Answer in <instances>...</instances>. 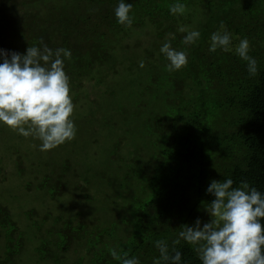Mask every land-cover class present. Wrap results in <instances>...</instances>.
<instances>
[{
	"label": "trees",
	"instance_id": "trees-1",
	"mask_svg": "<svg viewBox=\"0 0 264 264\" xmlns=\"http://www.w3.org/2000/svg\"><path fill=\"white\" fill-rule=\"evenodd\" d=\"M126 2L133 5L131 27L116 21L118 0H0V49L24 54L29 46L42 47L43 42L51 49L71 51L64 64L68 76L75 78L72 87H78L73 94L75 106L77 102L78 107L84 105L82 93L78 96L79 86L82 90L89 87L90 81L83 76L115 62L113 59L119 57L116 51L122 49L129 69L140 67L142 61L145 68L155 70L144 91L159 93L162 103L172 104L176 114L132 115L135 110L126 101L130 93L117 87L121 92L117 99L126 107L123 112L130 109L131 115H103L100 121L73 115L76 136L53 149L60 154L46 165L36 191L38 196L54 199L73 190L72 179L82 178L85 183L72 192L91 211L80 221L60 215L49 225L45 224L47 219L35 223L34 228L39 227L35 235L42 236L32 251L36 260L29 259L26 264H120L110 249L121 256L137 257L140 264H153L159 257L154 241L165 240L171 246L183 225H195L214 199L206 191L213 179L231 178L234 187L245 181L264 193V0H180L186 5L180 16L169 12L176 0ZM221 21L232 34V50L210 52V35ZM180 27L201 33L196 44L182 43L186 33H181ZM138 30L149 35V42H135V51H129L128 41L122 43L119 38L128 40ZM242 38L249 40V54L258 61L256 76H249L246 62L235 53ZM165 42L187 53L185 67L168 71V61L159 51ZM157 66L164 72L158 73ZM90 99L85 102L91 107L98 102ZM118 110V106L113 109ZM89 123L91 126L84 128ZM166 124L169 129L162 127ZM105 125H111L106 132L102 129ZM104 133L112 139L100 147ZM151 150L154 153L148 155ZM72 164H77L83 175L68 177L75 172ZM151 165L157 168L154 175L148 173ZM141 179L146 182L141 183ZM108 186L112 188L110 195L104 191L100 200L97 189ZM119 198L131 205L130 219L118 213L122 223L131 224L130 234L106 240L105 236H114L115 225L122 224L115 221L111 229H101L95 221L92 227L89 219L99 220L100 211L102 217L112 218ZM12 217L8 208L0 206V232L4 230L0 244L4 241L10 260L0 264H18L15 259L22 244H17V225ZM59 221L63 226L54 227ZM99 238L103 242L99 243ZM82 245L79 251L84 252L75 259H62L63 251ZM175 247L182 252L181 264H201L191 245L181 241Z\"/></svg>",
	"mask_w": 264,
	"mask_h": 264
},
{
	"label": "clouds",
	"instance_id": "clouds-1",
	"mask_svg": "<svg viewBox=\"0 0 264 264\" xmlns=\"http://www.w3.org/2000/svg\"><path fill=\"white\" fill-rule=\"evenodd\" d=\"M133 5L118 0L114 15L118 24L131 27ZM186 5L176 0L170 5L173 16L185 13ZM186 33L182 43L194 45L200 39L198 30L180 27ZM209 51L232 50V34L221 21L217 31L210 35ZM29 46L26 53H9L0 49V124L25 138L32 137L41 143L40 151H49L71 142L77 133L73 119L75 105L71 95L70 77L64 61L72 55L66 48L51 49ZM168 61L169 72L178 71L188 63L187 53L175 50L170 42L159 49ZM250 42L242 38L235 53L247 64L249 76L258 75V61L249 53ZM144 67L143 62L139 65ZM214 197L205 207L210 220L200 219L194 226L183 225L172 241H154L159 257L153 264H181L182 252L176 249L181 241L192 246L201 264H264V193L242 181L234 187L231 178L213 179L206 189ZM110 255L120 264H140L137 257L116 249Z\"/></svg>",
	"mask_w": 264,
	"mask_h": 264
},
{
	"label": "rangeland",
	"instance_id": "rangeland-1",
	"mask_svg": "<svg viewBox=\"0 0 264 264\" xmlns=\"http://www.w3.org/2000/svg\"><path fill=\"white\" fill-rule=\"evenodd\" d=\"M148 36L149 35L145 33L143 34V30H138L134 31V33H132L130 37L127 38L128 40L123 37L119 38V40H123L122 43L128 41L129 47L127 50L132 51L133 49V51H135V42H149L147 38ZM115 54L121 58L117 57V59H113L115 62L111 61L112 63H110L109 66L103 68L100 72H92L83 76V78L89 79H86V82L90 81L89 84L87 83L89 87H86L84 90H82V87L79 86L80 88L78 91V96H80L82 93L83 97L81 96V99L84 105L83 107H78L80 104L77 102L76 104L78 106H75L73 115H88L87 119L92 117L95 119V121H100L103 115H131L129 114L130 109L127 113L123 112L126 110V107L124 106L125 104L117 99V96L119 93H121L117 87L120 89L124 88L128 90V93H130V97H128L126 101L135 110L134 114L132 115H149V117L156 113L161 115H176L172 110V104L165 105L162 103L163 101L159 93L153 91V89L152 92L144 91V87L147 84L148 78L152 73L155 72V70H152L153 68H150L149 66H146L147 68H145V66L143 68L133 66L129 69V67L126 66L127 57L123 55L124 53L122 49L117 50ZM160 62L161 60H158V63ZM153 63L155 64V62ZM115 65L116 69H111V66ZM158 67L159 66L156 67V71H158V73H163L164 69L162 67L161 69H157ZM106 71H109L110 73H107ZM74 81L75 78H70L72 98H74V90L78 89V87H72V85L75 84ZM106 92L114 93L112 94ZM88 98H96L98 102H94V106L91 107L89 106V102H85ZM116 106H118L119 110L114 112L113 109ZM88 126H91V123L86 124L84 128ZM110 126L111 125H105L102 129L106 132L109 130ZM166 126L167 124L162 127L164 129H169L168 127L166 128ZM99 134L102 133L99 132ZM86 135H88V129L86 131ZM104 135L105 137L103 138L100 147L104 146L106 142L109 143L112 139V136H109V134L104 133ZM40 143L41 142L38 139H34L32 137L25 138L21 135H18L16 132H13L7 126L0 124V206L8 208L10 216H13L12 219L17 225L15 237L18 239L17 244H22L23 246V248L21 246L20 252L17 255L18 258L15 259V262L18 264H26L29 259H32L33 261L36 260V255L32 251L40 244V237L42 235H35V233H37V229L39 228H34L35 223L39 225L47 219L45 224L49 225L51 222H53V219L55 217H59L60 214L63 215L64 219L68 220L73 218V220H76L78 218L77 221H80L83 219L85 214L90 213L91 211L88 207H86L83 201L81 202L79 199H77L74 193L66 191L67 193L64 194L61 199L58 198L56 200H53V198H43L37 195L36 186L38 187L40 185L41 176L46 171V165L48 163H52L53 161L51 160H54V157L55 160H57V155L60 154V152H56V150L53 153V149L43 152L40 151ZM147 153L150 155V153H154V151L151 150ZM18 156L22 157V161H18ZM72 166H74L73 169L75 172L68 173V177H71V175L75 173L83 175V171H79L81 169L77 164H72ZM148 171L150 175H154L157 171V168L155 165H151ZM47 180L50 182L51 177H49ZM48 182H46V184H48ZM144 182L146 181L141 179V183ZM84 183L85 182L82 178L77 177L72 179V185L70 188L73 189L72 191H76L78 189L77 185H82ZM102 186L104 187L103 184ZM103 187L97 189L96 191V195L100 200L102 199L101 195L104 191L106 195L109 196L112 190V188L109 186L106 190ZM37 190H39V188H37ZM115 202L117 207L111 214L112 218L102 217L103 212L100 211L98 212L100 215L99 217H101L99 220L89 219L92 227L95 225L99 227L102 226L100 227L101 229H111L112 223L115 221H118L116 223L118 225L122 224L118 227L114 224L116 228L114 227L115 233L113 237L105 236L106 240L112 241L118 236L125 238L131 230V224L127 222L122 223L118 216L119 213L120 216L130 219V213L128 211L132 210L129 208L131 205H129L128 201H124L120 198ZM80 211H82L84 214H82L83 216L77 214V212ZM27 214H31L32 217H28ZM210 219L211 218L205 209V211L200 216V220L203 223H207ZM92 221H95V225L92 224ZM31 225L32 228L29 230L28 226L31 227ZM50 226H52V224ZM53 226L60 228L63 226V223L62 221H59ZM43 230L44 228L41 226V231ZM0 233H4V230H2ZM98 241L99 243L103 242V239L99 238ZM82 247L83 245L74 247L78 251L75 249L63 251L61 253L62 259L64 261L75 259L77 257L76 254L81 252L79 250ZM83 252H81V254ZM0 261H10L5 250L4 241H2V245L0 244ZM32 264L35 263L33 262Z\"/></svg>",
	"mask_w": 264,
	"mask_h": 264
},
{
	"label": "flooded vegetation",
	"instance_id": "flooded-vegetation-1",
	"mask_svg": "<svg viewBox=\"0 0 264 264\" xmlns=\"http://www.w3.org/2000/svg\"><path fill=\"white\" fill-rule=\"evenodd\" d=\"M49 162H51V161H49ZM51 164V163H50ZM37 192V191H36ZM67 192H70V193H73L72 191H67ZM67 192H63V193H60V195L58 196V197H56V198H54L53 200H56V199H61V197L64 195V194H66ZM49 199H50V197H48ZM73 206V205H72ZM60 214V213H59ZM61 215V214H60ZM27 216L28 217H32L30 214H27ZM63 216V215H62ZM65 217V216H64Z\"/></svg>",
	"mask_w": 264,
	"mask_h": 264
}]
</instances>
